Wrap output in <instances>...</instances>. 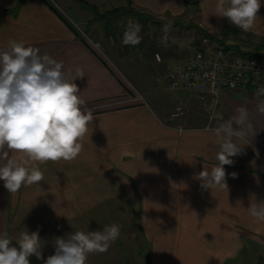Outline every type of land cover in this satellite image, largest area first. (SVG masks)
<instances>
[{
    "label": "crops",
    "instance_id": "1",
    "mask_svg": "<svg viewBox=\"0 0 264 264\" xmlns=\"http://www.w3.org/2000/svg\"><path fill=\"white\" fill-rule=\"evenodd\" d=\"M53 1L0 0V51L8 50L10 40L23 41L62 62L66 71L82 67L85 76L74 82L95 119L76 159L39 165L44 173L39 184L12 194L0 180V234L15 240L26 229L43 238L57 229V237L66 238L74 231L117 224L120 235L110 251L90 254L87 264H264V222L248 211L251 204L264 202V114L256 111L264 102V96L257 95L264 78L261 87L211 96L172 90L167 74L169 109L158 102L154 107L147 96L132 91L98 42L83 37L59 10L61 3L78 5L76 19L86 23L80 4L95 5L99 11L124 1ZM130 1L161 17L195 12L205 42L212 41L207 35L219 38L227 30V18L214 15L216 0ZM258 16L249 32L232 24L230 28L238 35L262 36L264 0ZM194 56L164 59L174 70ZM153 88L148 95L157 101L160 87L154 79ZM179 98L186 112L173 117L172 106ZM240 106L248 108L255 134L242 142L246 145L231 157L233 164L224 166L227 189H204L198 174L218 164L219 146L210 130ZM13 155L6 146L0 149V165ZM116 246L123 255L114 251ZM42 255L44 259L31 256L30 264H44L52 254Z\"/></svg>",
    "mask_w": 264,
    "mask_h": 264
},
{
    "label": "clouds",
    "instance_id": "2",
    "mask_svg": "<svg viewBox=\"0 0 264 264\" xmlns=\"http://www.w3.org/2000/svg\"><path fill=\"white\" fill-rule=\"evenodd\" d=\"M260 8L261 0H216L214 15L249 32L256 25ZM171 27V22L165 24L164 32ZM141 30L142 26L130 18L122 43L138 45ZM166 40L165 35L162 42ZM84 76L82 67L66 71L62 62L41 55L38 48L25 46L23 41L10 40L8 50L0 51V149L6 146L14 153L0 165V180L9 193L43 181L40 164L71 161L82 151V141L95 119L92 110L84 107L85 100L74 82ZM257 95L264 96V88ZM256 111L264 114V102ZM235 113L210 130L219 146L218 164L198 174L204 189H227L224 166L233 164L231 157L239 155L246 145L242 142L255 134L248 108L240 106ZM231 176L235 178L236 173ZM248 211L257 222H264V202L251 204ZM119 235L120 226L111 224L102 230L55 237V252L44 264H87L90 254L106 252ZM42 247L38 231L24 229L15 240L6 232L0 234V264H30L31 256L44 259Z\"/></svg>",
    "mask_w": 264,
    "mask_h": 264
},
{
    "label": "rangeland",
    "instance_id": "3",
    "mask_svg": "<svg viewBox=\"0 0 264 264\" xmlns=\"http://www.w3.org/2000/svg\"><path fill=\"white\" fill-rule=\"evenodd\" d=\"M123 1V3H118L120 5H115V3L111 5L108 3L106 5L107 7L105 9H100L99 12H96L94 8L95 5H87L86 3L83 5L80 4L84 9V11H82L83 17L88 18V20H86L88 24L82 23L76 19V14L79 15L76 11L79 7L78 5H76L75 8L71 3H66V6L64 3H61V9H59L58 5L57 8L66 18L70 21L73 20L74 26H76L83 37L86 39L89 38V41L92 39V43L98 42V49L107 57L112 66L120 72L119 74L123 75L122 78L129 81L133 92H136L138 95L142 94L145 97L147 96L154 107H156L154 104L158 102L161 103L165 109H169V94L165 86L168 85L166 83L167 74H169L171 70L173 71V68L167 66L164 58L172 54H178L181 57H185L182 58V60H186L194 56L196 51L201 50L200 48L206 46H208V48L214 47L213 45H215L216 42L219 43V41L215 39V41L208 40L205 42L204 30L199 26V21L194 14L195 12L192 13L189 11L179 15L168 14L161 17L159 15H153L143 8H139L131 1L129 3L128 0ZM53 2L60 3L58 0H54ZM115 9H117V11ZM130 18L142 26V30L139 34L142 40L135 46L124 45L122 43L123 34ZM169 22L172 24L171 30L165 33L163 27ZM224 24L227 30L218 35V37L223 39L228 45H236L245 51H254L258 44L264 41V35H257V37H255L254 35L245 33L241 35L235 34L232 28H230L231 23L228 19L225 20ZM97 26L100 27L99 32ZM165 35L167 36V40L166 42H162V38ZM262 53H264V51ZM157 55L160 56L161 60H157ZM258 58L264 63L263 58ZM182 62V65L187 64ZM172 63L175 64L176 62ZM172 63L170 65H172ZM176 65L178 64L174 66ZM153 79L158 83V87H160L157 101H153L152 96L150 97V95H148V92L154 89ZM178 106L182 107V113L178 117H182L186 112V107L179 98L176 104L172 106L174 108L173 117ZM50 230L47 236L40 238L41 241L44 240L41 250L42 253L54 254L55 252L54 238L57 237V229ZM118 250L120 249L116 246L114 251L120 252V254L123 255L121 252L122 250ZM109 251L110 248L106 252ZM116 260L119 262L120 258L117 257ZM30 261L32 262V260ZM130 263L134 264L132 260Z\"/></svg>",
    "mask_w": 264,
    "mask_h": 264
},
{
    "label": "built area",
    "instance_id": "4",
    "mask_svg": "<svg viewBox=\"0 0 264 264\" xmlns=\"http://www.w3.org/2000/svg\"><path fill=\"white\" fill-rule=\"evenodd\" d=\"M157 60H161L157 55ZM264 63L257 57L239 55L236 48L218 45L198 50L191 62L168 75L172 90H187L217 96L221 91L261 87ZM174 116L182 113L176 108Z\"/></svg>",
    "mask_w": 264,
    "mask_h": 264
},
{
    "label": "trees",
    "instance_id": "5",
    "mask_svg": "<svg viewBox=\"0 0 264 264\" xmlns=\"http://www.w3.org/2000/svg\"><path fill=\"white\" fill-rule=\"evenodd\" d=\"M96 12H99L96 7H95ZM117 11V9H115ZM211 40L216 39L217 41H219V45L225 46L226 49L230 50L231 48H236L238 50V54L239 55H244V56H253V57H260L264 59V53H262L264 51V41H262L260 44H258L256 50L254 51H245L243 49H240L238 46L236 45H228L227 43H225V41H223V39H219V38H215L212 37L211 35H207Z\"/></svg>",
    "mask_w": 264,
    "mask_h": 264
}]
</instances>
